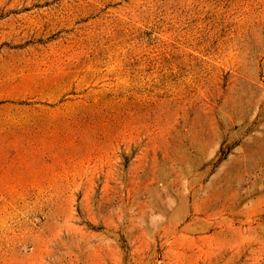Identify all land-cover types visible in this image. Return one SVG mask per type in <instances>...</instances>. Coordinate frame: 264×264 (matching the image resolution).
<instances>
[{
	"label": "rangeland",
	"instance_id": "rangeland-1",
	"mask_svg": "<svg viewBox=\"0 0 264 264\" xmlns=\"http://www.w3.org/2000/svg\"><path fill=\"white\" fill-rule=\"evenodd\" d=\"M0 264H264V0H0Z\"/></svg>",
	"mask_w": 264,
	"mask_h": 264
},
{
	"label": "bare ground",
	"instance_id": "bare-ground-1",
	"mask_svg": "<svg viewBox=\"0 0 264 264\" xmlns=\"http://www.w3.org/2000/svg\"><path fill=\"white\" fill-rule=\"evenodd\" d=\"M36 80V79H35ZM34 80V81H35ZM3 82V81H2ZM5 83V82H4ZM25 83V84H24ZM33 83V84H32ZM35 85V83L33 82V80H31V79H28V80H26L25 82L23 81V83L22 84H20V86L19 87H26V88H29L30 86H32L33 88L35 87L34 86ZM2 86H3V84H2ZM7 86V85H6ZM38 86V85H37ZM17 87H18V85H17ZM3 88H4V86H3ZM16 89V88H15ZM13 90V89H12ZM4 92V91H3ZM3 130V129H2ZM31 133V132H30ZM4 134V133H3Z\"/></svg>",
	"mask_w": 264,
	"mask_h": 264
}]
</instances>
